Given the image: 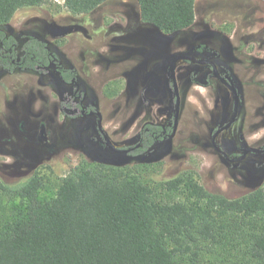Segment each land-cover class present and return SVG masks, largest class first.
I'll list each match as a JSON object with an SVG mask.
<instances>
[{
  "label": "rangeland",
  "instance_id": "obj_1",
  "mask_svg": "<svg viewBox=\"0 0 264 264\" xmlns=\"http://www.w3.org/2000/svg\"><path fill=\"white\" fill-rule=\"evenodd\" d=\"M195 15L190 28L165 34L140 21L135 0L108 2L87 23L68 14L64 0L18 12L1 29L47 42L61 65L76 71L78 89L63 84L54 66L43 75L0 72L1 180L14 185L36 176L42 184L37 198L43 201L54 197L61 180L85 161L144 172L153 188L179 176L229 199L264 190V154L247 155L235 167L225 164L211 144L212 134L232 117L233 99L204 65H176L179 125L170 141L156 146L157 154L116 160L105 145L104 137L126 149L138 142L144 122L169 124L168 65L176 56H193L215 63L219 71L227 69L240 93L236 121L219 134L216 145L226 153L264 149V14L247 15L238 0H199ZM49 24L75 30L53 39ZM199 45L206 51L194 54ZM41 124L47 145L37 138ZM180 200L187 203L185 197ZM7 201L17 205L19 197ZM202 254L208 264L233 261L211 244L202 247Z\"/></svg>",
  "mask_w": 264,
  "mask_h": 264
},
{
  "label": "trees",
  "instance_id": "obj_2",
  "mask_svg": "<svg viewBox=\"0 0 264 264\" xmlns=\"http://www.w3.org/2000/svg\"><path fill=\"white\" fill-rule=\"evenodd\" d=\"M111 1L64 0V8L87 23ZM135 1L140 21L155 31L178 33L196 22L197 0ZM47 2L0 0V70L43 75L55 66L59 80L69 84L76 71L59 65L47 42L1 29L18 12ZM146 128L143 148L112 152L113 157L143 158L162 130ZM143 173L83 161L61 180L57 194L43 201L37 198L38 177L14 185L0 178V264H208L202 254L207 244L221 248L232 264H264L262 188L228 199L179 176L153 188ZM12 195L19 204L7 201Z\"/></svg>",
  "mask_w": 264,
  "mask_h": 264
},
{
  "label": "flooded vegetation",
  "instance_id": "obj_3",
  "mask_svg": "<svg viewBox=\"0 0 264 264\" xmlns=\"http://www.w3.org/2000/svg\"><path fill=\"white\" fill-rule=\"evenodd\" d=\"M199 0H197V2H198ZM246 3V4H242V3ZM264 1H262V0H238V5L241 7V8H243V9H245V13L247 14V15H250V16H252V17H254V18H258V17H260V16H262V14H264ZM262 3V4H261ZM202 46V45H201ZM200 47V45L198 46V47H196V49L197 48H199ZM194 54H196L195 52H194ZM193 53L191 54V55H194ZM193 57V56H192ZM214 64V66H215V68L217 69V66H216V64L215 63H213ZM59 65H61V63H60V61H59ZM169 66V65H168ZM205 67H208L210 70H211V72H212V77H214V75H213V66L212 65H210V64H206V65H204ZM55 67V66H54ZM55 68H57V67H55ZM49 69V68H48ZM64 69H66V68H64ZM48 71V70H47ZM217 71H218V73H219V75H220V77L221 78H223V79H226V77L227 76H229L230 78H231V75H230V72L227 70V69H221L220 71L217 69ZM0 72H2V73H6L7 75H10V74H13V73H16V72H31V71H20V70H15L13 73H9V72H6V71H4V70H0ZM34 73V72H33ZM39 75V74H38ZM214 78H216V77H214ZM217 79V78H216ZM232 79V78H231ZM221 84H223L219 79H217ZM61 81V80H60ZM63 84H65V85H68V86H70V85H73V86H75L76 87V89H78V84H77V82H76V78H74V79H72V81L69 83V84H67V83H65V82H63V81H61ZM166 82H167V88H168V90H169V105H170V112H169V117H168V121H169V124L168 125H164V124H156V123H152V122H150V121H146V122H144V124H143V126L141 127V129H140V131H139V133H138V142L136 143V144H134V145H132L131 147H128V148H126V149H124V150H129V152L127 153V154H130V153H133V152H135V151H137L138 149H141V148H143L144 146H145V144L148 142V138L146 137V132H148V129L146 128L147 127V125H157V126H160L161 128H162V130H161V133L160 134H157V135H153V142H152V144H151V146H149L147 149H146V151L143 153L144 154V159H147V158H151V157H153L155 154H157V152H156V146L160 143V144H162V143H164V142H166V141H170L171 139H172V137L175 135V133H176V131H177V128H176V131H175V133H173V126H174V118H175V115H176V113L178 112V114H177V127H178V125H179V119H180V112H181V110H180V105H181V103H180V99H181V97H180V94H179V89H178V86H177V90L174 88V83H173V81H172V79L168 76V69H167V79H166ZM175 82H176V79H175ZM234 83V82H233ZM176 85H177V83H176ZM223 86H225L224 84H223ZM234 86H235V84H234ZM226 87V86H225ZM227 88V87H226ZM237 90V93H238V97H239V101H240V93H239V91H238V89H236ZM231 93V92H230ZM232 95V94H231ZM74 98H76V96L74 95ZM233 99V98H232ZM177 102H178V111L176 112V104H177ZM68 106V105H67ZM78 106V107H77ZM76 107L77 108H79V105H76ZM90 114V113H89ZM89 114H87L86 116H90ZM230 121V120H229ZM227 124V123H226ZM225 124V125H226ZM43 127H44V125L43 124H41L40 125V130H39V135H38V141H40V142H43L45 145H47L46 143H45V141H46V139H47V135H46V132H44V130H43ZM228 130V129H227ZM98 131H99V133H102L101 132V130L98 128ZM224 132V131H223ZM222 133V132H221ZM214 134V133H213ZM212 134V135H213ZM219 136V135H218ZM217 136V137H218ZM216 137V138H217ZM211 138H212V136H211ZM239 140L240 141H242L243 140V138L240 136L239 137ZM212 144V143H211ZM218 147V146H217ZM118 148V147H117ZM219 148V147H218ZM245 148H253V147H244V148H240V149H238L236 152L235 151H230L229 150V153H226L225 151H223V150H221L220 148V150H221V152H223V153H225L226 154V156H224V155H222L221 153H219V154H221V156H222V159H223V161H224V163L225 164H229V165H231V166H239V165H241V164H243L244 163V161L246 160V158H247V155H260V153H248L247 155H243V149H245ZM119 149H121V148H119ZM224 149V148H223ZM254 149H257V148H254ZM258 150H264V149H258ZM160 153V152H159ZM127 154H125V155H127ZM228 154V155H227ZM261 154H264V153H261ZM137 159V157H132V158H130V159ZM235 158H237V160H234ZM210 192V191H209ZM225 197V196H224ZM229 199V198H228Z\"/></svg>",
  "mask_w": 264,
  "mask_h": 264
},
{
  "label": "water",
  "instance_id": "obj_4",
  "mask_svg": "<svg viewBox=\"0 0 264 264\" xmlns=\"http://www.w3.org/2000/svg\"><path fill=\"white\" fill-rule=\"evenodd\" d=\"M74 30H75V28L72 26H62V25H58V24H49L47 26V32L53 39L65 37V36L71 34ZM178 61H186V62L196 63L199 65H206V64L212 65L214 77L219 79L227 87V89L231 92L232 98H233L232 117L226 125L217 129L211 138V143H212V146L214 147V149L218 153H221L222 155L226 156V154L221 152V150L217 147L216 137L221 132L229 129L234 124V122L236 121L238 105H239V97H238L236 87L234 86L233 80L229 76H227L226 79L221 78L217 69L215 68L214 64L211 61L195 59L192 56H176L170 61L169 66H168V76L172 79L175 89L177 88V85L175 82V67H176V64ZM177 111H178V102L176 104V112ZM177 114H178V112L176 113L175 118H174L173 133H175L176 128H177ZM89 115H93V113H90ZM98 128L100 129L99 123H98ZM104 139H105V145L110 151L115 152V153H120V154H127L129 152V150L119 149V148L113 146L106 137H104ZM242 151H243L244 156L247 155L248 153H260V154L264 153V150H258V149H254V148H245Z\"/></svg>",
  "mask_w": 264,
  "mask_h": 264
},
{
  "label": "bare ground",
  "instance_id": "obj_5",
  "mask_svg": "<svg viewBox=\"0 0 264 264\" xmlns=\"http://www.w3.org/2000/svg\"><path fill=\"white\" fill-rule=\"evenodd\" d=\"M179 63H180V61L177 62V64H179ZM177 64H176V65H177Z\"/></svg>",
  "mask_w": 264,
  "mask_h": 264
}]
</instances>
